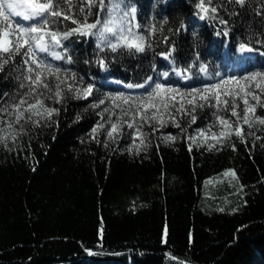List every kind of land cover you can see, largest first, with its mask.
I'll use <instances>...</instances> for the list:
<instances>
[{"label":"trees","instance_id":"1","mask_svg":"<svg viewBox=\"0 0 264 264\" xmlns=\"http://www.w3.org/2000/svg\"><path fill=\"white\" fill-rule=\"evenodd\" d=\"M197 3L123 0L122 9L138 6L140 30L133 29L130 16L125 27L152 45L145 53L130 54L124 48L112 52L108 47L101 51L96 36L77 35L64 41L70 65H57L46 57L68 74V84H92L94 91L87 100L66 90L61 104L46 99L47 105L60 110L55 123L26 125L27 135L0 144V264H264V126H244L245 132H254L245 143L233 136L223 147L209 150L192 143L189 151L188 136L216 123V109L205 107L197 109V122L186 133L170 121L165 128L145 124L146 148L134 146V129L126 123L115 142L107 138L110 120L131 122L135 113L132 108L124 116L122 109L129 105L114 106L109 97L146 96L157 82L187 91L264 72V0H250L244 8L213 0L227 25L218 19L197 23L192 19ZM92 11L90 23L99 18L102 24L107 18L106 11ZM152 26L157 29L154 34L148 31ZM58 27L74 25L65 22ZM225 28L228 36L223 35ZM106 36L104 44L112 39ZM242 42L249 43L257 56L234 73ZM173 46L171 67L160 53ZM201 65L206 72L200 71ZM173 69L191 77V84H182ZM165 73H171L167 82L162 81ZM20 75L12 65L0 72V107L27 91L20 88ZM151 76L154 82L143 92L101 83L109 77L135 85ZM100 100L105 102L92 107ZM262 112L257 108L258 114ZM218 114L235 120L229 113ZM176 116L186 127L189 117ZM7 118L0 115V120ZM97 124L104 128L93 138ZM167 135L177 139L165 142L162 137ZM135 145H140L139 139ZM229 170L236 173L232 184L208 186L209 179Z\"/></svg>","mask_w":264,"mask_h":264},{"label":"snow or ice","instance_id":"2","mask_svg":"<svg viewBox=\"0 0 264 264\" xmlns=\"http://www.w3.org/2000/svg\"><path fill=\"white\" fill-rule=\"evenodd\" d=\"M122 2L123 0H107V2L106 0H75V2L74 0H0V72H4L6 66L12 65L15 71L21 73L17 77L21 81L20 88L27 89L23 94H17L18 99L13 97L14 103L0 107V115L8 117L0 120V125H3L0 127V144L6 146L9 140L15 143L20 136L27 135L26 125L41 127L44 124L55 123L53 118L59 115L60 110L47 105L46 99H53L55 103L61 104L66 99L65 90L72 93L76 99L87 100L93 95L94 85L74 87L73 84H68V74L46 59L51 57L52 60H66L67 63H72V57L67 55V45L64 43L70 37L96 36L100 41L97 47L101 51L104 47L110 48L112 52L124 48L130 54H135L145 53L152 47L145 36L137 35L131 27H125L126 18L134 15L135 9L131 11L122 9ZM227 2L244 8L250 0H227ZM94 8L106 11L107 18L102 24L99 18L94 22H88V17L93 15ZM196 8L199 19H218L220 24H228L227 20L218 17V6L213 4V0H198ZM96 14L98 16V13ZM65 22L74 27H58ZM148 31L154 34L157 29L152 26ZM106 34H110L112 39L104 44L107 39ZM223 35H229L227 28L223 30ZM174 51L173 46L170 51L160 55L165 60H169L172 59ZM239 51L251 53L254 48L249 43L242 42L239 44ZM99 64L106 69L104 59H100ZM200 71L206 72L207 69L201 65ZM164 75L167 76L166 73ZM177 75L181 73L177 72ZM147 79L150 81L151 77ZM72 80L75 82L74 74ZM232 83L239 87L236 89L224 87ZM126 87L145 88L146 84H127ZM109 99L117 107L120 103L129 105L128 109H122L124 116H128L132 108L135 109V113L131 116V122H125L122 118L111 122L109 118L110 129L106 133L107 138L115 142L122 135V125L126 123L128 129H134L132 138L134 146L138 149L140 146L147 147V134L142 131L145 124L152 128L157 125L165 128L170 121L172 126L186 133L187 128L197 122V109L205 107L216 109L213 113L216 115V123L197 129L195 136H188L189 151L192 143L200 147L207 145L209 150L217 146L223 147L231 143L233 136L241 143H245L246 136L254 135V132H245L244 126L248 129L256 128L257 124L264 126V112L257 113V108L264 109V72H253L243 77H229L218 83L187 91L157 82L146 96L120 95ZM104 102L100 100L92 107H98ZM105 111L110 110L105 109ZM220 111L229 113L235 120L219 115ZM178 113L189 117L186 127H183L177 119ZM249 113L252 115L250 116ZM136 116H139L140 122H136ZM103 128V124H97L92 129L93 138ZM136 139L140 140V145H135ZM162 139L165 142H175L177 137L167 135ZM209 141L213 143L209 144ZM232 150H236L234 144ZM223 175L236 177L234 170L226 171ZM164 236L167 237V229L164 231Z\"/></svg>","mask_w":264,"mask_h":264},{"label":"rangeland","instance_id":"3","mask_svg":"<svg viewBox=\"0 0 264 264\" xmlns=\"http://www.w3.org/2000/svg\"><path fill=\"white\" fill-rule=\"evenodd\" d=\"M233 176L229 175V176H222V177H218L215 180H208L207 184L208 186H216L219 183H223V182H228L230 184H232L231 182L233 181Z\"/></svg>","mask_w":264,"mask_h":264}]
</instances>
